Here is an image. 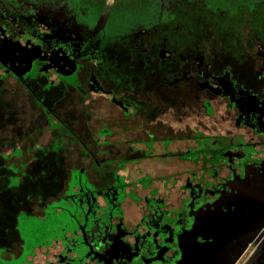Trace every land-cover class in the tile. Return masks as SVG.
I'll return each mask as SVG.
<instances>
[{"label": "flooded vegetation", "instance_id": "af4514ba", "mask_svg": "<svg viewBox=\"0 0 264 264\" xmlns=\"http://www.w3.org/2000/svg\"><path fill=\"white\" fill-rule=\"evenodd\" d=\"M35 1L0 0V264H264V1L190 4L103 54L60 0ZM20 136L30 154L4 173ZM30 178L50 185L13 204ZM53 203L27 252L19 216Z\"/></svg>", "mask_w": 264, "mask_h": 264}, {"label": "trees", "instance_id": "16d2710c", "mask_svg": "<svg viewBox=\"0 0 264 264\" xmlns=\"http://www.w3.org/2000/svg\"><path fill=\"white\" fill-rule=\"evenodd\" d=\"M20 1L24 6L33 3L34 0ZM53 1L36 0L34 5L39 8L43 7L46 2ZM107 1L60 0L61 5L69 8V11L82 24L87 34L88 44L102 54L108 49L112 51L125 44L134 45L148 30H153L159 25L171 24L175 21L173 20L174 12L178 14L177 10L182 6L193 4L199 8L195 10L200 12L204 8L212 12L235 13L241 8H251L255 3L264 0H112L108 9L106 8ZM4 179L3 187L6 189L7 179ZM30 183L34 185L33 188L45 183L50 185V182L46 180L24 179L17 190L12 192L13 204L26 203L28 199L23 193L29 188ZM29 195V199L35 196L31 193ZM6 198L8 197L4 196V204Z\"/></svg>", "mask_w": 264, "mask_h": 264}, {"label": "rangeland", "instance_id": "374dc122", "mask_svg": "<svg viewBox=\"0 0 264 264\" xmlns=\"http://www.w3.org/2000/svg\"><path fill=\"white\" fill-rule=\"evenodd\" d=\"M111 3H112V0L107 1V6H106L107 9L110 7ZM190 6L191 5H185V6L180 7L179 9L178 8H175V9L176 10L178 9L177 12L179 13L182 12L188 15L190 14V10H187V8H190ZM179 23L181 22L179 21ZM166 54L167 53L162 52L160 56L164 59ZM178 59L181 60L182 62H185L184 56L179 57ZM195 59L199 60V58H195ZM167 61L169 60L167 59ZM7 98L8 96L6 95L4 97V100H8ZM9 104H10V100H9V103H6V102L2 103L3 107H6L7 105L9 106ZM15 106L17 107V105ZM18 107L20 110L23 109L21 106H18ZM8 108L10 109V106ZM25 112L26 110L19 111L17 116L16 115L14 116H16L15 118H18L20 116V118L24 120L27 118L24 115ZM7 126H6L7 129L11 128V126H8V127ZM4 138L6 140H10V138L12 139V135L7 136L6 134H4ZM23 140L24 139L22 136H20L19 138H14V141L11 145L12 147L9 149L7 148L8 143H4V150H3V155H2L3 168L9 170L10 172L14 174H19L20 172H22V169H23L22 167L25 165L24 158L30 154V150L25 146V141ZM21 158L23 160H21ZM71 175H72V178L74 179L77 175L76 171H72ZM19 181H20L19 176L13 175V178H11L10 180V185L15 186L17 183H19ZM36 199L37 198L33 196V198H31V201H35ZM61 205L62 203L60 204L53 203L52 205H49L46 208V217L45 219H42V220H39L36 217H27L23 213L19 216L18 230L20 232V235L22 236V239L24 240L25 249L27 252H29L33 248V246H35V244L43 240L45 232L47 230L49 231L50 225H52L53 221L55 220V217L57 215L56 208L59 206L61 207Z\"/></svg>", "mask_w": 264, "mask_h": 264}]
</instances>
